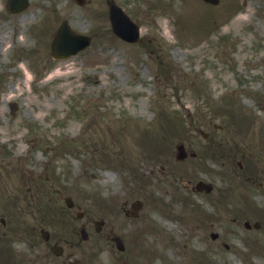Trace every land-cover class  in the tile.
<instances>
[{"label": "rangeland", "instance_id": "rangeland-1", "mask_svg": "<svg viewBox=\"0 0 264 264\" xmlns=\"http://www.w3.org/2000/svg\"><path fill=\"white\" fill-rule=\"evenodd\" d=\"M157 1L118 0L140 27L141 41L127 43L111 32L101 0L83 8L69 0H29L14 16L0 0V215L4 212L10 221L6 227L0 223V232H10L13 248L24 247L23 240L39 243L33 228L41 223L65 252L73 248L71 257L80 264H196L208 259L264 264L263 227L247 231L220 221L209 226L199 196L188 193L194 207L177 202L187 193L171 176H181L175 181L183 183L195 172L193 165L175 160L174 143L190 135L192 148L199 151L210 141L192 126L208 132L211 140L228 135L230 141L264 144V0L215 5L162 0L171 1V12L156 9ZM62 16L92 34V42L68 58L53 59L49 42ZM41 19L48 30L37 40L39 34L28 28ZM19 31L26 46L39 45L45 57L30 51L26 62L14 64L11 40ZM66 71L71 72L57 75ZM11 99L18 102L15 116L9 114ZM218 125L224 130L217 131ZM30 140L31 148L25 142ZM13 141V152L23 155L3 157L2 143ZM57 152L60 156L52 157ZM48 156L45 171L41 162ZM124 157L139 165L144 160L162 165L158 181L150 178L147 186L140 178L131 179ZM207 166L210 170L198 174L216 181V167L210 161ZM30 168L33 178L25 171ZM129 188L134 190L129 200L144 199L138 218L126 217L121 209L123 190ZM66 196L80 205L82 218L76 217V208L68 211ZM98 218L103 228L95 231L86 220ZM82 222L90 237L68 246L67 241L77 240ZM103 230L120 235L124 250L106 236L93 237ZM209 231L221 236L212 240ZM221 240L231 247L216 244ZM245 245L256 251L253 259H243ZM44 252L48 257L21 254L20 264L63 263L53 250ZM10 258L12 264V253Z\"/></svg>", "mask_w": 264, "mask_h": 264}, {"label": "flooded vegetation", "instance_id": "flooded-vegetation-1", "mask_svg": "<svg viewBox=\"0 0 264 264\" xmlns=\"http://www.w3.org/2000/svg\"><path fill=\"white\" fill-rule=\"evenodd\" d=\"M91 1V0H90ZM12 15V14H11ZM45 28V22L43 19L40 20L34 26H30L28 29L31 30H42ZM13 39L11 40L12 46L14 47V53L12 55V59L17 58L16 61H27L28 56L30 54L31 48L25 47L22 42H19L17 39L18 32H14ZM34 52H38L39 49L34 46ZM41 54V50L39 51ZM42 56V54H41ZM14 64H17L14 63ZM13 64V65H14ZM187 144L191 146L194 144L193 141H187ZM215 147L216 154L210 148ZM196 153V152H195ZM199 155H198V154ZM193 157H186L184 160L187 162H191L193 164L199 163L200 170L203 173L207 168V164H205L208 160L217 161V184L218 188L214 191L215 194L212 198V205L209 207L211 212L207 210H202L203 218L206 221H211L209 226H212L214 223H218L224 220L225 216L218 213L219 211V203L223 197L226 195L230 198L236 196L234 201H229L228 204L225 205L227 209L228 219L234 223L239 224L244 229L251 230L254 228V223L257 221L264 226V162H257V158H255V153L253 148L244 142H229V141H210L207 142L206 145L199 146V151ZM216 155V157L214 156ZM220 163V164H218ZM150 174H155L153 169L150 170ZM182 175V174H180ZM175 176V173L171 175ZM24 177V176H22ZM21 177V178H22ZM31 178V177H28ZM194 174L189 175L186 179L187 182L184 184L187 193L193 191L192 188H188L190 182L193 180ZM205 179H208L205 176ZM210 180V179H208ZM36 183H34V186ZM38 189V186H37ZM134 192L132 190L130 193H126L125 198L120 200L121 209L125 213V209L131 208V200H129V196ZM209 192H200L199 194L204 198V203L206 204L207 198L209 197ZM254 195H257L259 198V202H255ZM252 198H251V197ZM234 199V198H233ZM223 206V205H222ZM208 207V206H207ZM258 211V215H257ZM140 214V213H139ZM257 219V220H256ZM0 223L3 226H7L10 224L8 220V216L3 212L0 215ZM35 227V226H34ZM100 229L101 226H98ZM36 234L37 231L40 233L42 226L38 225L35 228ZM7 231L2 230L1 235L5 238ZM41 234V233H40ZM209 237L212 240H217L221 234L216 231H209ZM40 235V248H47L49 245L50 234L47 239L41 238ZM58 241L55 240V243ZM10 250V246L7 241L4 239L0 240V264H10L11 260L6 258V254H8ZM63 252V250H61ZM69 254V253H66ZM66 257V255H65ZM20 264V263H19Z\"/></svg>", "mask_w": 264, "mask_h": 264}, {"label": "water", "instance_id": "water-1", "mask_svg": "<svg viewBox=\"0 0 264 264\" xmlns=\"http://www.w3.org/2000/svg\"><path fill=\"white\" fill-rule=\"evenodd\" d=\"M209 2H216L217 0H206ZM27 4V0H7V8L11 12H16L22 10ZM112 20H113V29L123 38L134 40L136 39L137 32L135 28L131 26V22L127 19V16L124 15L117 7H112ZM119 24L122 27H119ZM130 27V28H129ZM74 32L68 27L64 21L59 28L56 30L54 39L52 42L53 51L59 53L60 55H66L69 52L73 53L77 49L83 47L87 44L88 39H76L74 37ZM200 187V185H198ZM120 247V246H119Z\"/></svg>", "mask_w": 264, "mask_h": 264}, {"label": "bare ground", "instance_id": "bare-ground-1", "mask_svg": "<svg viewBox=\"0 0 264 264\" xmlns=\"http://www.w3.org/2000/svg\"><path fill=\"white\" fill-rule=\"evenodd\" d=\"M56 72H57V71H56ZM68 72H71V71H66V72H64V73L59 72V73H57V75H58V76H61V75L67 74Z\"/></svg>", "mask_w": 264, "mask_h": 264}]
</instances>
